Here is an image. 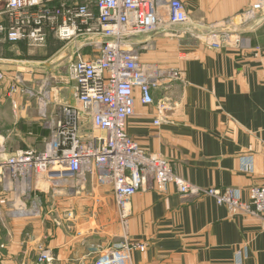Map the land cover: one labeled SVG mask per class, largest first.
I'll list each match as a JSON object with an SVG mask.
<instances>
[{
	"label": "crops",
	"instance_id": "1",
	"mask_svg": "<svg viewBox=\"0 0 264 264\" xmlns=\"http://www.w3.org/2000/svg\"><path fill=\"white\" fill-rule=\"evenodd\" d=\"M183 1L189 13L186 24L167 23L133 43L143 63L181 68L186 80L155 90L149 105L141 102L137 89L127 132L140 147L170 160L186 180L203 188L234 187L249 201V188L264 184V22L243 33L242 46L215 48L206 43L207 32L226 25L253 0ZM5 19L0 13V22ZM82 41L68 45L77 48ZM23 45L0 34L6 95L16 77L33 86L61 77L55 83V101L77 106L68 63L24 60ZM26 97L14 94L21 113L15 130H26L41 149L50 131L42 126L45 117L39 107H31ZM61 108L49 107L52 125L62 117ZM85 122L90 124L86 117ZM6 136L0 139L5 142ZM26 148L30 146L19 149ZM22 199L0 184V264H34L42 249L52 252L54 264H94L100 250L125 240L146 246L132 251V264H264V215L232 214L214 197L183 196L173 184L165 192L145 188L133 196L127 232L110 186L92 176L81 190L63 186L37 193L28 200V206L36 201L37 216L13 214Z\"/></svg>",
	"mask_w": 264,
	"mask_h": 264
},
{
	"label": "built area",
	"instance_id": "2",
	"mask_svg": "<svg viewBox=\"0 0 264 264\" xmlns=\"http://www.w3.org/2000/svg\"><path fill=\"white\" fill-rule=\"evenodd\" d=\"M0 34L8 42H28L44 46L50 36L60 41H86L77 47L67 72L75 83L77 106H64L62 117L44 140L41 149L8 151L0 139V184L14 192L20 206L15 216L39 214L37 193L72 186L77 190L92 176L98 184L110 186L119 212L120 223L128 231L131 201L145 188L165 192L173 184L183 196H211L225 204L232 214L264 215V184L249 188L244 201L237 188H203L176 174L170 160L140 147L127 132L135 112L136 90L143 104L154 103V92L174 82L185 81L181 68H161L141 60L133 38L163 29L165 24L182 26L189 20L183 0H0ZM264 22V0H253L240 14L220 28L207 32V44L215 48L232 43L243 45V33L255 31ZM242 26L232 30V25ZM88 50L84 52V48ZM91 51V56L88 55ZM185 58L184 56L181 57ZM7 75L0 70V84ZM9 97L33 95L29 88L9 83ZM55 89V87H54ZM41 96V109L45 95ZM44 110V109H43ZM163 105L159 107L162 114ZM45 112L43 111V114ZM91 131L84 133L83 119ZM160 117L155 124H160ZM145 244L125 240L98 252L94 264H132V251ZM49 249H42L34 264H54Z\"/></svg>",
	"mask_w": 264,
	"mask_h": 264
},
{
	"label": "rangeland",
	"instance_id": "3",
	"mask_svg": "<svg viewBox=\"0 0 264 264\" xmlns=\"http://www.w3.org/2000/svg\"><path fill=\"white\" fill-rule=\"evenodd\" d=\"M140 36H137V37H140ZM135 38H133V40H135ZM79 39H77L76 41H78ZM85 42L86 41L84 40L82 41L83 44ZM69 43H72V42L60 41L57 38L50 36L44 46H32L28 42H26V45L21 46V49L25 50L24 60H45V61L63 60V61H66V63H69V60L71 59V57L74 54V51L76 50V48H72L71 44L68 45ZM87 50L88 48L85 47L84 52H86ZM88 55L91 56V51H88ZM58 56L60 57V59ZM60 79L59 77H57L56 82L53 81L52 83L51 79L44 78L43 80L38 82L40 84H37L36 86H33L31 84L32 82L23 80V78L21 77H16L13 80L15 83L23 86V88H29L34 93L33 95L25 94L24 96H27V97L23 99L24 101H26L25 99H27L26 102L28 101L29 103L31 102V105H30L31 107H36V108L39 107L38 109L40 110V114L45 117V119L42 120L43 122L42 126L44 125L46 129L50 132L52 130V127H51L52 123H51V120L48 118L49 107H51L54 104L56 106L62 107L61 108L62 110L64 106H73V105H70V103H66V104L60 103L59 104L58 102L55 101L57 100L56 98L57 96L55 95L54 87H55V83L60 82ZM3 85L4 84H0V135H4V136L7 135L6 137L8 138V140L4 142L6 149L8 151H16L17 149L22 148V147L30 146L31 148L33 147L36 148L37 146H34L31 139L29 138V134L27 135L26 130H23L24 132L20 131L21 133H18L15 130L14 122L16 120H19V116L21 113L18 112L17 110L19 106L14 107L11 102V98L9 97V86L10 85L7 84L8 85L7 95H6V89L1 87ZM42 94L45 95L44 103L46 106L43 108L44 110L40 108L41 107L40 105L41 96L40 95ZM25 103L23 105H25ZM43 111L45 112L44 114H43ZM83 131L86 134L90 132L89 122L84 123Z\"/></svg>",
	"mask_w": 264,
	"mask_h": 264
}]
</instances>
